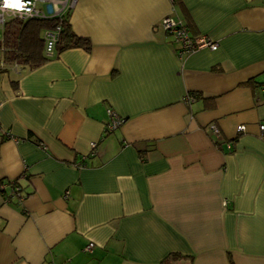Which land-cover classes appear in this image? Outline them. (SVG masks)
I'll return each instance as SVG.
<instances>
[{"label":"crops","instance_id":"0c3cea01","mask_svg":"<svg viewBox=\"0 0 264 264\" xmlns=\"http://www.w3.org/2000/svg\"><path fill=\"white\" fill-rule=\"evenodd\" d=\"M169 14L217 47L179 55ZM69 23L89 49L0 44V264H264V0H76Z\"/></svg>","mask_w":264,"mask_h":264},{"label":"built area","instance_id":"2783aa9c","mask_svg":"<svg viewBox=\"0 0 264 264\" xmlns=\"http://www.w3.org/2000/svg\"><path fill=\"white\" fill-rule=\"evenodd\" d=\"M44 2V10L37 7V2ZM76 0H21L23 5L22 9H11L5 8L4 0H0V41H2V31L5 26V22L12 18L18 19H28V18H42L48 16H58L65 9L71 8L75 4ZM161 28L168 34L172 35L176 42V52L179 55L193 52L202 47H208L210 49H215L217 43L207 37L206 35H190L188 33V28L184 22L180 19L172 16L165 15L160 22ZM60 24L56 25L51 29H45L42 33L44 39V54L46 56H52L55 53V43L59 37ZM16 66V63H14ZM3 66V61L0 60V67ZM120 123L119 118H114L111 122L110 127L113 128ZM264 129V124L259 126ZM110 128V129H111ZM238 130H243L244 125L240 124L237 126ZM209 130L213 135H218L219 129L216 124H209ZM229 148V144H227ZM11 185L10 193L12 195H17L20 193V187L13 181L9 182ZM4 184H0V188H3ZM93 245V242H89L85 249L89 250Z\"/></svg>","mask_w":264,"mask_h":264},{"label":"trees","instance_id":"16d2710c","mask_svg":"<svg viewBox=\"0 0 264 264\" xmlns=\"http://www.w3.org/2000/svg\"><path fill=\"white\" fill-rule=\"evenodd\" d=\"M70 8L65 9L58 16L42 18H12L5 22L2 31V58L4 63H23L34 66L47 59L43 54L44 39L42 33L45 29H51L60 24L59 37L55 43V49L61 50L72 46L90 48V40L87 37L77 35L69 23ZM4 181L0 180V183ZM10 182V181H8ZM17 183V180H14ZM0 190H3L0 188Z\"/></svg>","mask_w":264,"mask_h":264},{"label":"clouds","instance_id":"9594fccd","mask_svg":"<svg viewBox=\"0 0 264 264\" xmlns=\"http://www.w3.org/2000/svg\"><path fill=\"white\" fill-rule=\"evenodd\" d=\"M5 8H11V9H22L23 5L21 4V0H4Z\"/></svg>","mask_w":264,"mask_h":264},{"label":"rangeland","instance_id":"374dc122","mask_svg":"<svg viewBox=\"0 0 264 264\" xmlns=\"http://www.w3.org/2000/svg\"><path fill=\"white\" fill-rule=\"evenodd\" d=\"M37 7H38V8H41L42 10H44V2H42V1H38V2H37Z\"/></svg>","mask_w":264,"mask_h":264}]
</instances>
